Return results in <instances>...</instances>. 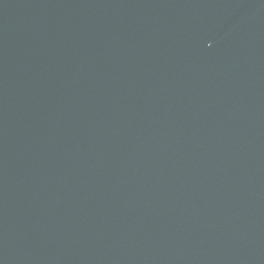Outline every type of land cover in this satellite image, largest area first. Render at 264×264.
<instances>
[{
	"label": "water",
	"instance_id": "95a60500",
	"mask_svg": "<svg viewBox=\"0 0 264 264\" xmlns=\"http://www.w3.org/2000/svg\"><path fill=\"white\" fill-rule=\"evenodd\" d=\"M0 264H264V0H0Z\"/></svg>",
	"mask_w": 264,
	"mask_h": 264
}]
</instances>
